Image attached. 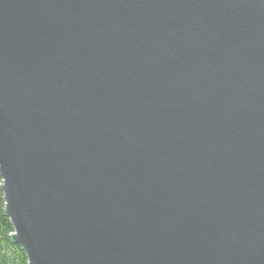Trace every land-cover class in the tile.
<instances>
[{"label": "water", "instance_id": "water-1", "mask_svg": "<svg viewBox=\"0 0 264 264\" xmlns=\"http://www.w3.org/2000/svg\"><path fill=\"white\" fill-rule=\"evenodd\" d=\"M0 179L27 264H264V0H0Z\"/></svg>", "mask_w": 264, "mask_h": 264}, {"label": "trees", "instance_id": "trees-1", "mask_svg": "<svg viewBox=\"0 0 264 264\" xmlns=\"http://www.w3.org/2000/svg\"><path fill=\"white\" fill-rule=\"evenodd\" d=\"M13 228L4 214V201L0 179V264H27L25 254L12 243Z\"/></svg>", "mask_w": 264, "mask_h": 264}]
</instances>
